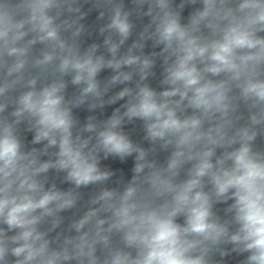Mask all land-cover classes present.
<instances>
[{
	"label": "clouds",
	"instance_id": "clouds-1",
	"mask_svg": "<svg viewBox=\"0 0 264 264\" xmlns=\"http://www.w3.org/2000/svg\"><path fill=\"white\" fill-rule=\"evenodd\" d=\"M0 264H264V0H0Z\"/></svg>",
	"mask_w": 264,
	"mask_h": 264
}]
</instances>
